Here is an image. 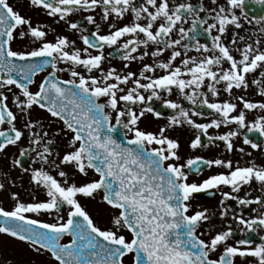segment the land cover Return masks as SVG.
Listing matches in <instances>:
<instances>
[{
    "label": "snow or ice",
    "instance_id": "snow-or-ice-1",
    "mask_svg": "<svg viewBox=\"0 0 264 264\" xmlns=\"http://www.w3.org/2000/svg\"><path fill=\"white\" fill-rule=\"evenodd\" d=\"M29 3L57 22H66L72 30L80 28L78 21L69 20L74 13L100 9V20L108 24L109 31L101 34L96 16L90 14L85 19L95 25L96 31L81 35L86 47L75 46L76 42L67 35H58L53 42L47 40L48 32L43 25L33 24L31 17L14 10L9 0H0V89L10 92L12 86L17 88L19 95H14V103L21 113L30 116L34 106L45 110L53 121L62 123L56 134L67 140L63 154L57 152L53 156L49 147L53 141L49 139L42 144L49 136L43 122L26 121L24 129L31 151L41 166L23 171L28 173L31 183L46 192V199L24 202L18 192H12L14 207L11 210L0 207V234L26 243L37 254H50L56 264H125L129 255L133 257L131 264H235L237 256L255 257L258 264H264V242L252 247V240L244 238L228 244L234 233L231 226L215 234L209 232L205 239L199 229L210 221L209 210L189 214L194 194L222 185L229 186L231 191L223 193L221 217L229 213L224 206L226 200L239 205L264 204V165L252 162L241 166L237 162L234 166L230 159L205 160L201 156L180 163V143L166 135V128L153 132L139 126L145 111L153 109L142 108L138 114L135 110L136 105L158 97V90L171 93L176 88L193 105L199 99L202 106L214 110L220 118L197 123L188 110L167 100L165 104L178 109L180 117L173 116L170 125L186 122L207 134L212 127L235 124L236 131L219 136L228 151L234 149L232 138L239 134V129L264 135V115L246 123V112L264 111V100L253 101L245 95H235L233 99L235 90L245 92L253 87L264 97V15L249 18L246 0H211V6L175 0H29ZM255 3L264 4V0ZM128 16L131 19L120 24ZM189 18L191 26L185 28ZM245 23L258 29L241 35ZM205 25L211 46L193 35L198 26ZM25 38L40 41V46L27 51L14 50L13 43ZM106 46H115L117 52L122 50L125 69L145 58L152 62L143 63L138 73L131 70L121 73L115 67L105 69ZM193 51L199 55H189ZM165 52L169 55L162 59ZM61 61L69 67H58ZM47 66L52 71L37 85L38 90H31L34 77ZM94 70L99 72L98 76L92 75ZM157 70H162V74L151 75ZM64 71L69 72V79L56 75ZM221 88L229 98L210 102L209 95L219 97ZM145 92L150 95L145 96ZM7 101L8 96L0 91V126L9 125L0 129L3 137L0 152L16 145L25 135L17 128V116ZM235 101L242 104L238 114H233L238 110ZM154 114L161 115L159 111ZM117 126L126 130V137L131 133L126 142L113 135ZM214 139L209 137L210 142ZM244 143L253 149L261 147L247 135ZM190 146L201 147V137L197 135ZM28 152V148H23L20 156ZM201 165H215L227 171L201 182H189V171L199 173ZM13 166L22 167L21 160L15 159ZM66 168L86 179L75 182ZM50 169L56 170V175ZM92 172L98 178H89ZM254 181L260 185L261 195L248 199L247 194L244 197L233 194ZM0 190H6L4 182H0ZM101 191L103 201L117 210L111 227L97 224L79 199L94 198ZM65 204L69 206L66 219L59 215ZM52 212L57 214V222H44L30 215ZM232 219L250 232L264 228V216L245 219L243 215H233ZM65 236L68 242L62 243ZM261 239L264 241V237ZM220 248L222 253L214 258Z\"/></svg>",
    "mask_w": 264,
    "mask_h": 264
},
{
    "label": "flooded vegetation",
    "instance_id": "flooded-vegetation-1",
    "mask_svg": "<svg viewBox=\"0 0 264 264\" xmlns=\"http://www.w3.org/2000/svg\"><path fill=\"white\" fill-rule=\"evenodd\" d=\"M193 3L194 5L199 6L200 3H203L207 6H211V0H175V3ZM222 2V0H221ZM9 3L13 6L14 10L19 11L22 15L26 17H31L33 24H41L45 27V30L48 32L47 40L53 41L55 37L58 35H67L70 39L76 42L75 46L83 48L86 47L83 44L81 39V35H89L94 32V27L92 24H89L85 17L87 15H93V12L81 11L78 13H74L69 20L71 22H79L80 28L77 30H72L67 26V23L64 21H59L55 18L49 17L43 9L33 8L29 0H9ZM245 11L247 12L249 18L252 16H262L264 15V4L255 3V0H246ZM204 15V13H201ZM131 19L130 16L122 19L120 24L127 23L128 20ZM191 26V18H189L188 22L184 24L185 28ZM205 26H198V29L193 35H197V38L200 39L201 43H209L211 46V38L204 32ZM83 29V32L81 31ZM258 29L256 25H248L245 23L244 29L241 30L240 34L245 35L252 30ZM109 31L108 24L105 23V34ZM175 35V34H174ZM256 38V35L253 34V39ZM40 41H32L27 38L24 40L17 39L13 43L14 50H31L33 47H39ZM90 51H94L91 50ZM105 56L106 61L103 65L105 69L110 67H115L119 72L125 73L128 70L138 71L141 69L142 64L145 62H152L149 58H145V61L140 62L136 61L129 65L128 69L124 68L125 61L121 60L122 50L120 52L115 51V46L113 47H105ZM109 53H112L109 56ZM169 55L168 52H165L162 59H166ZM189 55H199L195 51L190 52ZM179 58L177 60L178 63ZM58 67H62L67 69L69 65L64 62H59ZM49 69H45L42 72H38L34 77L35 83L30 86L31 90H38L37 85L43 80V78L52 71L51 66H48ZM77 70L82 71L85 75H88L83 68H78ZM162 74V70H157L156 73L151 75L157 76ZM56 75L60 79H69L70 74L68 71L57 72ZM92 75H99V72L93 71ZM145 82V81H142ZM131 86V85H129ZM218 87H220L218 85ZM0 91H4V94L8 96V105L9 108L16 114L17 120L15 121L18 129L23 130L25 132L24 137L16 145H10L6 148L5 151L0 152V182H4L6 184V190H0V207H4L6 210H11L14 207V201L11 198L12 192H18L20 194V199L24 202H32L35 200H44L46 199V192L42 189L35 186L33 183L29 181L28 173L23 171V168H28L29 172L34 167H40L41 164L39 160L36 158L35 153L31 151V146L29 144V137L27 130L24 129V124L28 119L40 120L44 124V130L48 131L49 136L44 138L42 144L47 142V140L51 139L53 141L52 144L49 145L50 148L53 149V156L55 153L59 152L63 154L66 150L67 140L65 137L61 135H57V130L62 126L61 122L53 121L50 117V114L45 110L40 109L38 106H34L33 109L30 110V116H25L21 113L20 109H18L14 103V95H19V90L12 86L11 91L9 92L7 89H0ZM159 96L153 97L151 101H147L144 105H136L135 110L137 114L142 108L151 107L153 112L145 111V115L141 117L139 126L142 129L153 131V126L158 125L157 121H170L173 116H176L178 119L180 118L178 113V109H172L165 104V101L171 100L182 106V108L189 111V115L195 120L197 123H209L212 119L220 118L218 113H215L214 110L207 108V106H202L200 104L199 99L197 103L193 105L191 101H188L183 95L179 93L176 88H173L171 93H168L165 90H158ZM188 91V90H186ZM204 91H207L205 88ZM145 96L150 95V92H145ZM235 95H245L246 98L251 99L253 101L264 100V97L258 95L254 89L246 90L245 92H239V90L234 91L233 99H235ZM210 102H214L217 100L223 101L228 99V94L223 92L221 88V94L219 97H214L209 95ZM238 111L242 109V104L238 101ZM159 111L161 115L159 117L155 116V112ZM193 112H199L201 115H194ZM264 115V111L254 109L246 112V123L250 124L252 121L258 118V116ZM115 113L113 112V123H115ZM156 122V123H155ZM153 123H155L153 125ZM147 126H152L151 129L146 128ZM178 126L182 127L183 134L175 136L180 143L179 154L181 156L180 163H186L187 159L194 158L196 156H201L205 160L207 159H230L233 161V165L235 166L237 162L241 166L254 162L257 165H264V135H262L259 131L248 132L247 129H239V134L236 137H233L234 149L232 151H228L225 144V141L219 139V136L223 135L228 131H236L238 126L235 124L224 125L222 124L220 128L212 127L208 129L207 134H204L201 130L194 128L192 125L182 123ZM123 129L125 134V129ZM9 125L5 123L0 126V129H7ZM40 131L39 128L36 129ZM199 135L201 137L202 146L198 148H191V141ZM247 135L253 143H258L261 145L258 149H253L251 145L244 143V136ZM131 133L128 134L127 138H130ZM215 137V139L210 142L209 137ZM0 142L1 139H0ZM23 148H28L29 152L24 156H20V150ZM42 148V146H41ZM38 148L37 150H41ZM243 148L244 151L240 152L239 149ZM250 154V155H249ZM15 159L21 160V166H13V161ZM35 161V163H33ZM53 175H56V170L50 169ZM186 171H189L187 168ZM227 171L223 167L212 166L207 167L206 165H201V171L199 173L195 171H189V182H201L203 179L208 178L210 175L218 174L220 172ZM226 191H231L229 186H220L214 189H208L204 192L194 194L191 204L192 208L190 209L189 214H191L194 210H202L207 208L210 214V221L205 222L199 231L204 233L203 238H208V233L215 234L216 231L225 230L228 226H231L234 230L233 236L229 238L228 244H235L238 239L249 238L252 240V247H255L257 244L264 242L262 241V237H264V228L257 227L256 231L250 232L245 226L240 225L238 221L232 219L233 215H243L245 219L264 216V204L261 203H253L249 205H239L234 200H226L224 206L228 208L229 213L227 217L220 216L221 209V200L224 199L223 193ZM234 195H239L244 197L247 194L248 199H254L255 196L261 195V187L257 182H253L251 186H245L239 193H233ZM4 201L11 202L10 205H6ZM81 204H88L87 202H81ZM66 204L62 206L59 215H62L68 208ZM33 215L34 218L41 219L44 222H57V214L55 212L52 213H43V214H30ZM67 218V215L65 219ZM5 236V234H0V237ZM8 236V235H6ZM222 253V248L217 250V253L214 254V258L218 257L219 254ZM132 256L129 255L125 258V261L129 260ZM56 264V262H54ZM125 264H128V262ZM235 264H258L257 258L247 256V257H239L235 258Z\"/></svg>",
    "mask_w": 264,
    "mask_h": 264
},
{
    "label": "rangeland",
    "instance_id": "rangeland-1",
    "mask_svg": "<svg viewBox=\"0 0 264 264\" xmlns=\"http://www.w3.org/2000/svg\"><path fill=\"white\" fill-rule=\"evenodd\" d=\"M99 12L100 9H96L95 12H93V15L96 16V21L100 24L101 34H105V23L100 20V16L98 15ZM93 27L95 32V25H93ZM169 122L170 121L166 120H163L162 122L157 121L158 125L153 126L154 132H158L160 128H166V135H169L171 138H175V136L183 134L181 126H172ZM155 123H153V125ZM151 127L152 126H147L146 128L151 129ZM64 170L68 171L73 177V180L77 183H81L86 179L82 175L75 174L71 168H66ZM89 178H97V176L92 172L90 173ZM102 196L103 194L98 192L94 198H85L81 196L79 199L80 202L88 203L85 205V209L89 211V214L93 217L97 224L103 227H111V219L116 210L108 206L106 202L103 201ZM4 203L6 205L11 204L9 201H4ZM68 211L69 207L62 214V216L66 217ZM54 262L55 261L50 258L48 253L37 254L27 244L17 241L16 238L6 235L0 237V264H54ZM125 262H128V264L130 263L129 260Z\"/></svg>",
    "mask_w": 264,
    "mask_h": 264
},
{
    "label": "water",
    "instance_id": "water-1",
    "mask_svg": "<svg viewBox=\"0 0 264 264\" xmlns=\"http://www.w3.org/2000/svg\"><path fill=\"white\" fill-rule=\"evenodd\" d=\"M113 135L115 136V138H116L117 140H123L124 142L127 141V140L124 138L123 134L120 133V132H115V133H113Z\"/></svg>",
    "mask_w": 264,
    "mask_h": 264
}]
</instances>
